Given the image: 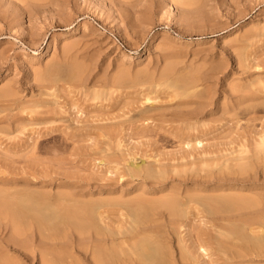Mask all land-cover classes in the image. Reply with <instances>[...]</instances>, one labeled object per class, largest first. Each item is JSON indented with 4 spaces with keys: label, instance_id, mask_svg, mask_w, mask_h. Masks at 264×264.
<instances>
[{
    "label": "rangeland",
    "instance_id": "rangeland-1",
    "mask_svg": "<svg viewBox=\"0 0 264 264\" xmlns=\"http://www.w3.org/2000/svg\"><path fill=\"white\" fill-rule=\"evenodd\" d=\"M262 136L264 0H0V264L100 258L77 232L44 248L59 240L44 241L36 221L56 225L65 201L39 191L72 193L76 206L115 201L93 219L116 238L109 264H142L129 246L143 235L172 264H264L237 256L241 223L219 199L264 194V178L246 180L237 160L222 168L264 155ZM132 198L147 202L136 221ZM39 203L54 207L32 219ZM13 208L33 210L29 226Z\"/></svg>",
    "mask_w": 264,
    "mask_h": 264
},
{
    "label": "bare ground",
    "instance_id": "bare-ground-1",
    "mask_svg": "<svg viewBox=\"0 0 264 264\" xmlns=\"http://www.w3.org/2000/svg\"><path fill=\"white\" fill-rule=\"evenodd\" d=\"M126 56V55H125ZM124 56V57H125ZM145 119V118H144ZM189 142H190V140H189ZM188 142V143H189ZM259 144H260V146H264V136H262L261 138H260V141H259ZM240 156V157H239ZM238 156V158H233V159H230V161H228V162H230L231 164H227L228 162L225 160V163L222 165L223 167L222 168H225V169H232V167L234 168V166H236L238 169L236 170L238 173H240V175L243 177V175H247V176H250V178L249 179H246L245 177L246 176H244V179L243 180H252V182H253V180H255V178L254 177H258L259 176V178H264V155H261L260 154V152H255L254 154H242V155H239ZM228 160V159H227ZM235 160H237V162L235 163V165L233 164V166L231 167V165H232V163L233 162H235ZM238 160H245L244 162H242L241 164H239L238 163ZM227 162V163H226ZM240 162V161H239ZM239 164V166H237ZM140 166H136L135 165V167H134V169L132 168V166H131V168L130 169H132L131 171L133 172L134 171V174L132 173V172H130V174L131 175H135V176H140V175H142V172H141V170H140V168H139ZM144 168V167H143ZM130 169H129V171H130ZM144 169H146V167L144 168ZM148 170V169H147ZM151 170V168H149V171ZM153 170V169H152ZM151 170V171H152ZM251 171H254V173L253 172H251ZM143 172H144V170H143ZM250 172H251V174H250ZM141 173V174H140ZM145 173H146V170H145ZM149 173V172H148ZM151 173H153V172H151ZM155 173V172H154ZM153 173V174H154ZM144 175V174H143ZM151 175V174H150ZM254 176V177H253ZM141 177V176H140ZM145 177V176H144ZM146 177H148V176H146ZM150 177V176H149ZM148 177V178H149ZM241 177V178H242ZM162 182H164V181H162ZM234 182V181H233ZM246 182V181H245ZM255 182V181H254ZM160 183V182H159ZM242 183V182H241ZM242 185V184H241ZM243 186V185H242ZM243 190V189H242ZM248 190V189H247ZM241 192V191H240ZM238 193L237 191H236V193H238V194H240V195H236L235 194V190H234V195L235 196H230L231 194H228V196L227 197H225V198H219V196H217V198H219L217 201H220V202H222V201H225L226 202V204H227V206H228V210L226 209V212L225 213H227V212H229V213H231V215L229 216V219L231 220V219H233V220H238V221H240L239 223H241V225L240 224H238L237 223V221H236V223H237V226H235V224H232V225H234L236 228L238 227V225H240L241 226V228L240 227H238V229H236V228H234V226H232V229L230 228L231 226H228V228H226V229H228L229 231H230V229H231V231H234L233 232V234H235L237 237H238V239H240L241 241H242V243H239V244H236V247H239V249H240V251H237L236 253H237V256H239V258H244L246 261H249V262H256V261H260V260H263L264 259V194L263 193H260L259 191H257V190H254V189H252V190H249V195L248 194H242V193ZM39 193L41 194V195H39ZM39 193L36 195V194H34V195H36L37 197H42L45 201H47V200H51L52 199V197H54L56 200H58L57 201V203H59V201H62V199H63V201H65L64 203L65 204H63V205H65L66 207H68V209H64V208H66L65 206H64V208H63V205H61L62 207H60V206H58V205H60V204H62V203H60V204H56L55 205V207L53 208V207H51V205H47L46 203L44 204L45 206H43L42 204H40L39 203V208H35V210L33 211L34 213V216H37V217H34V216H32V219H36L37 220V218H38V216L39 217H43V216H40V215H42L43 213V211L44 210H46V209H48V208H50V209H52L53 208V210H56V207H57V209H58V207L60 208V211H62V212H64V213H61L60 215H59V209L56 211V213H57V216H56V218H55V220H54V222L56 221V220H58V221H56L55 223H56V225L54 224V225H51L49 222V220H46V218L44 217V219L42 218V220H37L36 221V224H37V226H38V229L36 228V230H38V232L40 233V235L42 236V239L44 240V239H46V240H50V241H55V240H59V243L56 241V243H47L45 246L44 245H42V247L44 246V248L46 247V249H51V248H53L54 250H57V248L60 250V249H63L65 246H64V244L62 243L63 241L62 240H64L65 238H67V233H69V232H77L79 235H84L86 238L85 239H88L89 240V242L92 244L91 246L93 247L92 249L94 250L95 249V251L93 252V253H95L94 255H96V256H98V255H100V258L99 257H96V260H95V262H96V264H109L110 262H111V260L110 259H112L113 257L111 256V255H109V257H106L105 255L106 254H108V253H112L113 254V251H115L114 249V246H115V244H116V238H115V236H114V234L110 231V230H108V228H105L104 226H102V227H104V228H102L101 226H99V224H100V222H99V220L100 221H103V220H105V214H106V211H101V208H103V207H106L107 206V204H104V201H108V200H104L103 199V202L101 203V202H98V201H101L100 200V198H99V200L97 201L96 199V201L98 202H91V203H88V200L87 199H85V201H84V199L83 200H81L82 202H80V206H76L77 204V200L76 199H73V201L72 202H74V200H76L75 202H74V204H76V205H74L72 202H70L71 200H69V199H71L72 198V196L73 195H71V194H64V195H59L58 193L56 194V195H53V194H51L50 192H46L45 191V193H41L40 191H39ZM74 193V192H73ZM226 193H229V192H226ZM232 193V192H231ZM81 195H82V197H83V195H84V193H81ZM223 196L224 195H227V194H222ZM246 195H248V196H246ZM35 196V197H36ZM170 196V197H169ZM168 197L166 196V201L169 203L168 205H169V209H170V207L172 206H175V208L174 209H176V205L175 204H177V203H173L174 205H171L170 206V202L172 203V200H174L173 202H176L177 201V199L175 200L174 199V197H171V195H169ZM36 197V198H37ZM162 197H165V195L164 196H162ZM178 197V196H177ZM35 198V199H36ZM41 198V199H42ZM159 198H161V197H159ZM171 198H172V200H171ZM216 198V197H215ZM61 199V200H60ZM68 199V202L66 203V200ZM98 199V198H97ZM137 199H139L140 200V198H137ZM163 198H161L160 200H158V199H156V201L154 200V202H157L158 203V201H160L159 203H161V200H162ZM43 200V201H44ZM115 200H117V198L115 199ZM122 200V199H121ZM120 199H119V201H121ZM132 200H134L133 202H132ZM142 200H145V199H142ZM148 200V199H147ZM146 200V201H147ZM158 200V201H157ZM164 200V199H163ZM216 200V199H215ZM87 201V202H86ZM90 201V200H89ZM119 201H117L118 202V205L119 204H122V201H121V203L119 202ZM138 201V200H137ZM141 201V200H140ZM166 201H164V202H166ZM216 201V202H217ZM40 202L42 203V201L40 200ZM110 201H108V203H109ZM126 203H127V205L129 204L128 202H130L129 200H127V201H125ZM132 202V203H131ZM131 205L132 204H136V205H133L132 206V208L130 209V207H129V209L131 210V212H133L132 214H133V216L132 217H134V215L136 216V213H134V211H133V209H135L136 207H138L139 206V203H140V205H142L143 207H145L143 204H144V202L145 201H143V202H136V200L134 199V198H132L131 199ZM149 202H151L150 200H149ZM148 202V203H149ZM163 202V201H162ZM163 202V203H164ZM166 202V203H167ZM179 202V201H178ZM49 203V202H48ZM56 203V202H55ZM68 203H70V204H73L74 205V207L76 206V207H80L81 208V210H84V212L85 213H87L88 215H87V217L86 218H88V219H82V216H86V214H83L84 212H82V216H81V218H79L78 217V215H76V212H78V211H76V212H74L73 213V211H74V209L76 208H74V207H70L71 205H66V204H68ZM111 203H114L115 204V201H113V202H111ZM111 203H109V204H111ZM143 203V204H142ZM147 202H145V204H146ZM159 203H158V205H159ZM224 203V202H223ZM221 204V205H224V204ZM79 204V203H78ZM179 204V203H178ZM177 204V205H178ZM36 205V206H35ZM37 202L34 204V206H33V208L34 207H37ZM42 205V206H41ZM122 205H125L124 203L122 204ZM126 205V206H127ZM130 204H129V206H131ZM156 205V204H155ZM162 205H164V204H162ZM168 205H164V206H166V208L168 207ZM41 206V207H40ZM125 206V207H126ZM134 206H135V208H134ZM149 206V205H148ZM160 206V205H159ZM215 206V205H214ZM44 207V208H43ZM157 207V206H156ZM171 207V208H172ZM216 207V206H215ZM214 207V208H215ZM221 207V206H220ZM219 207V208H220ZM224 207H226V205H224ZM9 208V207H8ZM12 208V207H11ZM41 208V210L39 211V213L37 212L38 211V209H40ZM61 208H62V210H61ZM71 208V209H70ZM74 208V209H73ZM78 208H76L77 210H78ZM79 208V209H80ZM127 208H128V206H127ZM146 208V207H145ZM155 208V207H154ZM63 209H64V211H63ZM70 209V210H69ZM73 209V210H72ZM138 209V208H137ZM139 209L141 210V207L139 206ZM153 209V208H152ZM174 209H172L173 210V212H175L174 211ZM221 209V208H220ZM6 210H7V208H6ZM10 210V213H12L13 214V216L15 217V218H19L20 217V219H21V221H23V223H24V225L25 224H27L28 223V221L29 220H27V218H30L31 217V214H29V216H28V214H27V212L28 213H31V212H29V211H25L26 212V215H24V213L22 212V211H20V210H16L15 208H13V209H9ZM13 210H15L14 212H12ZM37 210V211H36ZM71 211L72 210V212H69L68 213V211ZM81 210H79V211H81ZM172 210H171V212H172ZM218 210V209H217ZM17 211V212H16ZM20 211V212H19ZM37 213H36V212ZM59 211V212H58ZM136 211H139V210H136ZM178 211V210H177ZM221 211V210H220ZM224 211H225V209H224ZM17 213V214H15L14 215V213ZM97 212V214L99 215V216H97L96 214H94V213H96ZM140 212V211H139ZM139 212H137V213H139ZM141 212H142V210H141ZM146 212V211H145ZM20 213L21 214H23V215H20ZM42 213V214H41ZM143 213V212H142ZM141 213V214H142ZM147 213H148V211H147ZM221 213H223V211H221ZM228 213V214H229ZM19 214V215H18ZM37 214H39V215H37ZM79 215H80V212L78 213ZM131 214V215H132ZM173 214V213H172ZM94 215L96 216V217H98V218H95V219H99L98 220V225L97 224H95V223H97L96 221L97 220H93L94 219ZM175 215H177V214H175ZM19 216V217H18ZM22 216H24V218H26V221H24L25 219L22 217ZM24 219V220H22V218ZM138 217H141V215H139L138 214ZM85 218V217H84ZM135 218V221L137 220V217H134ZM134 218H132V221L134 220ZM139 219V218H138ZM33 221V220H32ZM135 221H133V223L134 224H139L141 221L139 220V222L137 221V223H135ZM144 221V220H143ZM147 222V221H146ZM235 221H233L232 223H234ZM30 223V222H29ZM28 223V224H29ZM34 223H35V221H34ZM53 223V222H52ZM27 224V225H28ZM49 224H50V226H49ZM140 224H142V223H140ZM231 224V223H230ZM26 226V225H25ZM29 226V225H28ZM36 226V227H37ZM142 227H144L143 225H142ZM148 227V226H147ZM146 227V228H147ZM145 228V229H146ZM230 228V229H229ZM244 228L245 229H247V232H246V230L244 231ZM15 229V228H14ZM138 231V230H137ZM150 231H152V230H150ZM142 232V231H141ZM148 232V231H147ZM157 232V231H156ZM226 232H227V230H226ZM136 236H141V234L140 233H134ZM133 234V235H134ZM144 234V233H143ZM86 235H88V236H86ZM147 235H149V234H147ZM231 235V236H230ZM229 236L230 237H232L233 235L232 234H230ZM146 236V235H145ZM152 236V238H154L153 236H155V235H151ZM134 237V236H133ZM143 237H144V235H143ZM143 237H139L140 238V240L137 238V237H135V239L134 238H132L131 237V239H133V244L132 245H130L129 247H130V249H129V251L131 252V250H133V252L135 253V255H137L139 258H140V260H141V262H142V264H172V260L168 257V255L166 254L165 256L166 257H164V255H160V254H158V251H156V248H154V247H152L153 245H155V243H157V242H153L154 244H152L151 243V245L149 246L151 249H152V251H149V250H151L149 247H148V245H145V243H147L149 240L148 239H151L150 238V236L149 237H145V238H148L147 240L145 239V238H143ZM79 238H82V237H79ZM141 238H143V239H141ZM137 239V240H136ZM238 239H236L237 241H238ZM135 240V241H134ZM152 240V239H151ZM45 241V240H44ZM233 241V240H232ZM47 242V241H46ZM65 243V242H64ZM233 243V242H232ZM236 243V242H235ZM234 243V244H235ZM45 244V243H44ZM143 244H144V246L146 247V248H149V250L147 251V250H145V247L143 246ZM150 244V243H149ZM107 245H109V246H111L109 249H108V247H107ZM204 245L203 244H198L197 245V248L198 249H201L202 251H207V248H205V247H203ZM132 247V248H131ZM159 247V246H158ZM167 247V246H166ZM73 248H75L76 249V247L75 246H73ZM163 248H165L164 247V245H163ZM52 249V250H53ZM105 249H107V250H105ZM123 249V248H122ZM124 250V249H123ZM159 250V249H158ZM107 251V252H106ZM146 251V252H145ZM161 252V251H160ZM114 253H117V252H114ZM186 253V252H185ZM101 255H103L104 257H102ZM183 255V254H182ZM116 256H117V254H116ZM184 256V255H183ZM113 263V262H112ZM95 264V263H94Z\"/></svg>",
    "mask_w": 264,
    "mask_h": 264
}]
</instances>
